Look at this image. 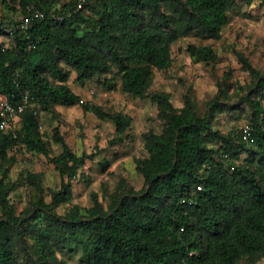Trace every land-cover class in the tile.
Returning a JSON list of instances; mask_svg holds the SVG:
<instances>
[{
    "label": "trees",
    "instance_id": "trees-1",
    "mask_svg": "<svg viewBox=\"0 0 264 264\" xmlns=\"http://www.w3.org/2000/svg\"><path fill=\"white\" fill-rule=\"evenodd\" d=\"M79 2L20 0L23 15L33 6L45 17L25 30L12 13L0 21V36L8 39V45L0 41V94L10 102L29 96L34 103L17 119L18 127L0 129V264H66L59 252L78 247V264H255L264 257V102L259 97H264V76L245 95L254 126L251 142L241 130L214 128L224 103L218 96L202 113L188 95L185 105L176 107L169 93L149 90L154 69L171 66L173 44L191 34L220 38L237 0H84L78 7ZM0 3L16 9L7 0ZM187 50L198 61L219 58L211 44L191 42ZM114 66L122 89L150 96L164 120L162 131L144 133L148 156L136 161L144 185L135 189L122 179L107 204L95 193L92 206L60 213L57 208L72 200L73 180L93 155L76 153L58 127L53 139L63 149L52 155L39 112L81 104L112 120L115 142L124 141L132 115L87 103L69 84L73 72L82 84L99 74L105 76L103 85L114 89L115 78L107 76ZM18 144L47 155L62 175L50 201L39 196L21 210L11 200L16 182L8 179L16 161L10 149ZM29 176L41 188V174Z\"/></svg>",
    "mask_w": 264,
    "mask_h": 264
},
{
    "label": "rangeland",
    "instance_id": "rangeland-1",
    "mask_svg": "<svg viewBox=\"0 0 264 264\" xmlns=\"http://www.w3.org/2000/svg\"><path fill=\"white\" fill-rule=\"evenodd\" d=\"M7 1L16 9H9L0 3V21L10 17L9 13L16 20L22 19L20 0ZM237 2L230 11L231 20L220 38H202L191 34L178 40L173 44L171 66L163 70L154 69L149 81L151 93H169L176 107L184 106L188 95L202 113L209 102L218 96L224 103L217 113L214 128L232 134L240 132L242 125L250 121V107L245 95L248 87L259 81L260 75L264 76V0ZM0 41H6L8 45L6 37L0 36ZM191 42L211 44L218 52V60L213 63L196 60L187 50ZM119 74L114 66L107 75L115 78L117 84L114 89L104 86L105 76L99 74L82 84L75 81L76 73L73 72L69 84L87 103L98 104L107 111L132 115L130 136L122 142H115L116 127L112 120L100 118L93 111H85L81 104H59L55 113L39 112L41 130L50 142L52 155L63 149L62 143L53 139L55 127L59 128L61 136L76 153L93 155L73 180L72 200L57 208L60 213L75 205L92 206L95 193L107 204L122 179H126L135 189L144 185L143 176L136 168L137 159L148 156L144 147V133L149 129L162 131L164 120L157 103L150 96L136 97L122 89ZM259 97L264 102L263 94H259ZM5 100L6 97L0 94V107ZM229 105L236 106L229 109ZM14 126L18 127L19 122L16 121ZM10 154L16 157L8 179L16 182L11 200L17 210L32 205L39 196L50 201L51 191L59 189L62 181L56 165L49 161L47 155L30 151L21 144L12 147ZM246 155V151L242 152L239 161H243ZM30 172L41 174V188L32 182ZM81 253L82 248L78 247L69 252L62 250L59 257L66 264H78ZM255 264H264V257Z\"/></svg>",
    "mask_w": 264,
    "mask_h": 264
},
{
    "label": "built area",
    "instance_id": "built-area-1",
    "mask_svg": "<svg viewBox=\"0 0 264 264\" xmlns=\"http://www.w3.org/2000/svg\"><path fill=\"white\" fill-rule=\"evenodd\" d=\"M84 0H80L78 7H82ZM45 13L38 8L28 7V13L23 15L21 23L18 27L22 29H27L31 23L37 19L44 18ZM10 34H13V29H10ZM29 37V35H28ZM34 103L32 102V97L25 96L21 101L10 102L5 100L0 107V129L8 130L12 127L13 123L17 121L20 115L27 110L29 107H32ZM242 138L245 141L251 142L254 137V126L251 121H246L241 127Z\"/></svg>",
    "mask_w": 264,
    "mask_h": 264
}]
</instances>
